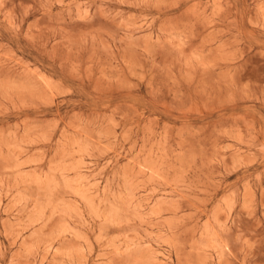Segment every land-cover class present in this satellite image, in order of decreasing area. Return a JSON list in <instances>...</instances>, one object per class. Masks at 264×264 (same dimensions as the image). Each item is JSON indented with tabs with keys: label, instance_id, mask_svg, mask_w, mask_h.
Returning a JSON list of instances; mask_svg holds the SVG:
<instances>
[{
	"label": "rangeland",
	"instance_id": "374dc122",
	"mask_svg": "<svg viewBox=\"0 0 264 264\" xmlns=\"http://www.w3.org/2000/svg\"><path fill=\"white\" fill-rule=\"evenodd\" d=\"M0 264H264V0H0Z\"/></svg>",
	"mask_w": 264,
	"mask_h": 264
}]
</instances>
